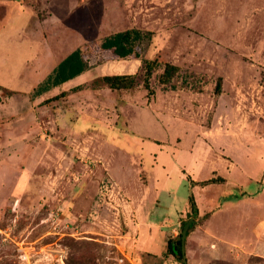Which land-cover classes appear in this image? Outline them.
I'll list each match as a JSON object with an SVG mask.
<instances>
[{"label": "rangeland", "instance_id": "obj_1", "mask_svg": "<svg viewBox=\"0 0 264 264\" xmlns=\"http://www.w3.org/2000/svg\"><path fill=\"white\" fill-rule=\"evenodd\" d=\"M26 5L0 22V99L8 91L43 96L36 94L41 84L81 45L89 70L40 103L42 193L12 200L0 212V264H172V257L132 252L134 200L112 173L148 185L145 208L155 211L152 222L170 219L168 239L193 219L186 264H264L256 254L264 252V239L253 242L264 223L262 180L224 184L219 177L209 189L192 190L185 178H208L217 159H235L244 172L258 160L256 147L244 156L253 164L238 158L246 149L226 147L255 142L264 131V0ZM132 30L143 39L125 59L100 47ZM167 64L180 71L162 84ZM113 75L136 76V85L112 90L103 78ZM92 179L94 190L87 188ZM191 194L200 216L191 214Z\"/></svg>", "mask_w": 264, "mask_h": 264}, {"label": "crops", "instance_id": "obj_2", "mask_svg": "<svg viewBox=\"0 0 264 264\" xmlns=\"http://www.w3.org/2000/svg\"><path fill=\"white\" fill-rule=\"evenodd\" d=\"M28 1L32 0H0V22L10 20L15 11H17L18 14L24 12ZM28 5L30 6V4ZM34 9L36 12V8L34 7H32V9L28 8V12L31 13ZM26 62L31 63V61ZM82 76L83 75L77 77V79ZM75 79L62 85L70 84ZM12 92L13 94L10 96H4L2 92L3 98L0 99V212L5 206L10 205L12 200H16L15 202H17L21 197L29 195L41 196L42 185L45 180L44 177L38 173V166L42 156L40 139V131L42 129V127H40V103L50 97L51 92H47L43 96H36L34 90L24 93ZM12 112L17 114L13 115L11 114ZM72 112H75V110ZM258 138V140L255 139V142L241 140V143H233L232 146L226 147L232 149V147L234 148L236 146L235 148L240 149V151L246 149L247 151L243 152L245 154L242 156V159L240 155V157H238L240 161H245L246 164H253L254 158L244 156H248L250 148L256 147V151L258 150L259 153H257L258 160L254 162L253 169L247 168L246 172H244L240 167L241 165H239L235 159L229 161L224 159L223 162L220 161V159H217V161L214 160L208 178L200 179L201 177H199L196 180H191L190 176L185 175V178L190 181L192 190L201 189L203 185L205 188L209 189V187L215 185L214 182H209L217 180L219 177L224 180V184L239 180V182H244L247 185L250 183V178H252L253 175H257L255 177L262 180L260 184L263 186L260 194L264 193V131L261 137ZM246 139H249V137H246ZM225 152L226 151H224V153ZM47 153L49 155H54L56 151L48 147ZM222 166L224 169L221 170ZM112 177L126 188L129 187V194L134 200L135 222L134 225L132 224V252L138 253L140 257L145 255L147 258L150 257L161 260L167 251V235L170 233L166 228L170 230L174 225L170 224V219H164L163 222L158 224L151 221L155 211L153 212V208H145L147 201L145 190L148 189V185H144L139 177L122 180L113 173ZM20 181H25L23 183L24 187H22L24 189V194H22V189L20 191L18 189ZM132 181L136 182L134 183ZM199 182L201 184L198 185L197 183ZM206 182L208 183L206 184ZM97 184L98 182L92 179L89 181V186H87V188H92L94 190L97 188ZM2 191L4 192L2 193ZM192 195L194 196V194L190 196ZM211 201L214 202V200ZM211 201H209V203ZM206 207L207 206L204 205V211ZM199 209L198 207V210ZM187 213H190V210H188L185 215H187ZM185 215L181 214L179 216V224L182 222L181 218ZM200 215L201 210H199L198 216ZM213 217L214 216H212V218ZM209 225L212 227L211 222ZM173 230H175V228ZM257 231V236L253 233L254 243L259 242L260 239H264V223L262 229L260 228V230ZM256 240L257 242H255ZM256 254L264 257V252Z\"/></svg>", "mask_w": 264, "mask_h": 264}, {"label": "trees", "instance_id": "obj_3", "mask_svg": "<svg viewBox=\"0 0 264 264\" xmlns=\"http://www.w3.org/2000/svg\"><path fill=\"white\" fill-rule=\"evenodd\" d=\"M143 39V36L138 31H125L114 34L111 37H108L102 41L100 47L103 50L114 51L115 55L119 59H125L128 56L129 48L133 45V42H140ZM86 45H81L77 48L72 54L66 57L54 70L53 74L41 84L39 89L36 91V94H42L48 92L51 89L58 87L64 83H67L89 70L88 63L84 60V50H86ZM145 67L147 70V76L151 75V65L146 63ZM180 68L178 66L167 64L163 74L160 77V82L162 84H170L175 76L179 73ZM104 83H106L112 90H130L133 89L136 85V76H125V75H113V76H104ZM220 91V88H218ZM12 91H8V96L12 95ZM64 95V93L62 94ZM217 182V180H212L209 183ZM208 182H206L207 184ZM191 206V214L193 217H197L199 214L198 206L195 202L194 196H190L189 199ZM189 221L183 224L185 228L186 224ZM195 222H193L187 232V237L190 234V231L194 228ZM185 244L182 240V234L178 236L177 239H168L167 241V251L164 257H172V259L179 261L183 264H186L185 256Z\"/></svg>", "mask_w": 264, "mask_h": 264}, {"label": "water", "instance_id": "obj_4", "mask_svg": "<svg viewBox=\"0 0 264 264\" xmlns=\"http://www.w3.org/2000/svg\"><path fill=\"white\" fill-rule=\"evenodd\" d=\"M192 223H193V220H189V222L186 224V226H185V228H184V230L182 232V240H183V243L184 244L186 242L187 232H188V230H189V228H190V226H191ZM185 256H186V254H185Z\"/></svg>", "mask_w": 264, "mask_h": 264}, {"label": "built area", "instance_id": "obj_5", "mask_svg": "<svg viewBox=\"0 0 264 264\" xmlns=\"http://www.w3.org/2000/svg\"><path fill=\"white\" fill-rule=\"evenodd\" d=\"M173 233L177 234V231L176 230H173ZM172 264H179V262L175 260V261H173Z\"/></svg>", "mask_w": 264, "mask_h": 264}]
</instances>
